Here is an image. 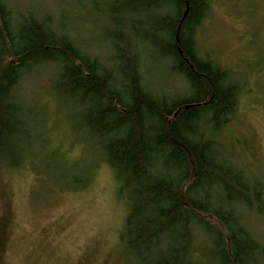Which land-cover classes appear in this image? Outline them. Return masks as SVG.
<instances>
[{
  "label": "trees",
  "instance_id": "obj_1",
  "mask_svg": "<svg viewBox=\"0 0 264 264\" xmlns=\"http://www.w3.org/2000/svg\"><path fill=\"white\" fill-rule=\"evenodd\" d=\"M210 1L105 0L115 29L106 30L113 57L104 61L48 21L15 19L0 0V165L19 167L34 142L47 143L32 135L35 112L20 90L52 67L56 101L129 194L121 240L131 264H264L251 223L264 218V184L222 145L241 85L197 46ZM144 55L168 62L184 92L151 93Z\"/></svg>",
  "mask_w": 264,
  "mask_h": 264
},
{
  "label": "rangeland",
  "instance_id": "obj_2",
  "mask_svg": "<svg viewBox=\"0 0 264 264\" xmlns=\"http://www.w3.org/2000/svg\"><path fill=\"white\" fill-rule=\"evenodd\" d=\"M6 2L15 19L48 21L92 56L111 58L106 30L115 27L102 14H107L105 0ZM197 46L201 56L241 85L222 145L264 184V0H211L197 30ZM144 56L151 93L173 97L184 92L185 81L173 75L168 62ZM53 72L52 67L39 70L20 90L35 112L29 117L32 135L42 133L47 143L38 147L34 142L31 158L19 167L0 165V264H131L121 240L129 194L73 113L56 101ZM251 223L264 244V218L254 216Z\"/></svg>",
  "mask_w": 264,
  "mask_h": 264
}]
</instances>
